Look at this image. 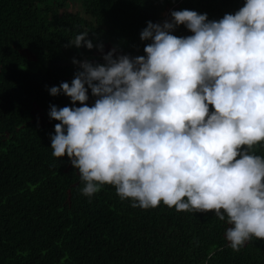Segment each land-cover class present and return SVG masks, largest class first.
Instances as JSON below:
<instances>
[{"label": "clouds", "instance_id": "obj_1", "mask_svg": "<svg viewBox=\"0 0 264 264\" xmlns=\"http://www.w3.org/2000/svg\"><path fill=\"white\" fill-rule=\"evenodd\" d=\"M180 24L190 34L174 35ZM139 38L143 55L73 58L70 82L47 88L71 102L49 105L51 154L67 156L89 198L112 185L132 207L212 211L233 250L264 239V156L253 151L264 146V0L218 19L170 10ZM68 44L93 48L88 30Z\"/></svg>", "mask_w": 264, "mask_h": 264}, {"label": "trees", "instance_id": "obj_2", "mask_svg": "<svg viewBox=\"0 0 264 264\" xmlns=\"http://www.w3.org/2000/svg\"><path fill=\"white\" fill-rule=\"evenodd\" d=\"M243 0H0V264H264V239L228 246L212 211L163 203L132 207L114 186L90 198L67 156L54 157L48 87L72 79L77 61L102 52L143 55L140 30L162 13L191 9L218 19ZM88 30L93 48L68 44ZM174 35H188L183 24ZM103 46L102 51L96 45ZM94 97L89 90L91 104ZM79 106V102H77ZM211 110V106H210ZM264 156V146H253Z\"/></svg>", "mask_w": 264, "mask_h": 264}, {"label": "rangeland", "instance_id": "obj_3", "mask_svg": "<svg viewBox=\"0 0 264 264\" xmlns=\"http://www.w3.org/2000/svg\"><path fill=\"white\" fill-rule=\"evenodd\" d=\"M162 16H164V17L166 16L168 18V15L166 14V12L162 13Z\"/></svg>", "mask_w": 264, "mask_h": 264}]
</instances>
